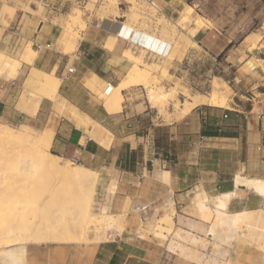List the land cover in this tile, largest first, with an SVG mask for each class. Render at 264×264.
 Wrapping results in <instances>:
<instances>
[{
	"label": "crops",
	"instance_id": "0c3cea01",
	"mask_svg": "<svg viewBox=\"0 0 264 264\" xmlns=\"http://www.w3.org/2000/svg\"><path fill=\"white\" fill-rule=\"evenodd\" d=\"M147 2L158 5V14L168 20H176L184 11L177 0ZM206 3L204 0V6L199 9L202 13L198 15L208 24L193 33L178 28L176 39L181 43L178 47L158 29L161 48L167 49V55L175 52L167 73L177 76L183 61L199 59L207 61L209 72L210 66H215L225 82H229L225 76L231 69L235 83L228 85L231 93L221 94V104L195 106L183 118L166 124L156 123L154 118L144 124V110L138 112L136 108L139 104H123L121 111L110 113L99 95L85 85L93 75L104 83L118 84L130 67V61L123 56L130 42L126 37L118 36L110 48L105 46L109 37L127 21V7L94 21L96 28L82 32L77 48L67 54L62 48L65 30L52 19L42 24L38 21V31L18 34L17 41L32 42L36 56L28 63L20 62L15 75H0V123L7 126L31 123L41 129L53 128L49 151L63 159L78 157L85 167L97 172L101 187L114 184L109 210L123 217V225L136 215L143 218L136 207L148 206L145 220L173 208L175 229L170 234L175 241L159 239L141 226L131 231L125 226L121 233L99 242L4 246L0 248V264H263L250 263L235 249L234 252L226 249L229 254L225 261L224 258L213 261L204 252L198 257L188 245L178 241L182 236L177 228L191 233L192 238L196 235L203 239L198 234L204 230L209 236L211 222L199 216L197 197L235 192L227 204L228 212L264 209V195L235 184V176L240 172L243 176L264 178V33L252 51L245 49L246 38L251 33L246 36L243 33L264 16V0H246V7L245 0H227L219 17L208 10ZM5 12L11 16L13 10L7 6L2 9L0 19L8 24L10 16L2 17ZM193 27L194 24L190 25V29ZM4 34L0 46L4 45L8 52L13 46ZM247 63L250 70H246ZM26 81L42 93H34L38 96L36 110L20 102ZM237 93L244 100L235 98ZM49 96L57 98L53 100ZM223 97H227L226 105H222ZM59 106H62L60 111ZM77 110L80 122L88 117L97 124L100 130L93 131L101 134L98 139L77 124L74 114ZM162 125L164 142L156 132ZM205 248L202 246L201 250Z\"/></svg>",
	"mask_w": 264,
	"mask_h": 264
},
{
	"label": "rangeland",
	"instance_id": "374dc122",
	"mask_svg": "<svg viewBox=\"0 0 264 264\" xmlns=\"http://www.w3.org/2000/svg\"><path fill=\"white\" fill-rule=\"evenodd\" d=\"M177 1L181 2V5L184 6V10L187 6H191L194 9L195 14L198 15V13L199 14L202 13L200 12L199 9L202 6H204V0H185V2L183 0H177ZM207 1L208 3L206 4L208 10L212 14H215L219 17L221 12L224 13L225 10L224 6H226L227 0H207ZM152 3L151 2L148 3L147 0H126V1L125 0H65L63 4L61 3V0H0V15L4 6H7L9 10L11 9L13 10V14L11 16L6 12L2 14V17H4V19H6L5 15L8 14L10 16L8 20V24L6 23V20L2 21L0 19V41L5 36L4 33H6L7 34L6 40H9V43H11L13 48H10L9 51L7 52V50L3 48L4 45H1L0 49L2 51L0 50V53L8 54L15 61L11 66L5 67L1 71L0 75L12 76L17 73L18 68L21 66L20 62H22L20 61L21 53L22 52L24 53L27 44L31 48H33V46L30 40L26 42L25 41L20 42L17 41L16 38L19 35L21 36L27 34L30 30L38 31L40 27L37 26L38 21H40V24H42V23H47L50 19H52L53 23L58 22L63 27L65 32L69 33V36L72 35L71 37H75L79 41L81 39L82 32L87 31L88 28H96L95 22L97 20H99L100 18L103 19V17L105 18V17L113 16V14H117L118 8L126 9L125 7H127V11L125 10L127 12L126 13L127 21L124 22L125 24H123L122 27H119L124 30V36L130 41L128 46L125 47L133 55L141 56L143 62L141 67H148V65L151 64L157 65V67H159L160 69L159 71L152 72L151 75L152 84L150 83L151 86L149 85L148 88L158 89L159 91L160 90L167 91L168 95L166 96L167 98L165 97L166 99H163L160 102H158V105L162 106L161 107L162 109L158 110V108H154L153 104L149 102V99H147L148 88L146 87L144 88L141 85L128 86L125 89L121 90L123 94L121 109L123 104H129V105L139 104L138 106H136V108L138 112L144 110L142 113L144 124H146L150 120V118H154L155 119L154 121L156 123L166 124L173 120H177L178 118L177 113H179L180 109L183 108L185 104L191 99V96L197 94H204L207 96L212 95L213 99L210 100L208 104L210 103L221 104L219 101L221 94L227 96L228 92L231 93L232 91L231 90L229 91L228 85H233L235 83L231 69L227 70V74L225 76L226 77L225 80H228L229 82H225L224 79L220 77V72L217 69H215V66L214 67L210 66L212 70H210L209 72L208 70L209 66L207 64V61H202L197 59L191 61L190 63H186L183 61L181 63L180 68L176 71L177 76L168 75L167 72L169 68H172V58L174 57L175 52H171L169 55H167L166 52L163 54V53H157V51H155L158 47H159L158 50H162L161 43L158 42L157 40L158 39L157 35L159 34L158 29L160 28V32L162 36H164L167 40H169L170 42L175 44L176 47H178V45L181 44L176 39L178 28L181 29L183 28L184 30L188 29L189 32H191L192 29H190L189 27L190 25H192V22L189 23L183 22V20L181 19L183 12L179 14V17L176 20H172V19L168 20L158 14L159 6L156 5L155 3L153 4ZM244 5L245 7L247 6L246 0ZM244 19L246 20V17ZM263 19L264 16H261L259 18V23L258 20H256L257 21L256 24L249 25L244 29L243 31L244 36L251 33V36H249V38L248 37L246 38L245 49L252 51L257 47L258 42L261 39L260 35L261 33H264V23H262ZM206 23L208 24V21ZM194 28H195L194 31H196L198 28L201 27L194 25ZM235 43L237 45L238 42ZM71 52L72 51H70L69 53ZM157 54L158 56H156ZM259 62L261 64V61ZM249 65L250 63L249 64L247 63V67H249ZM131 66H132V62L130 61V67L128 68L126 73L129 72ZM216 67L218 68L217 65ZM25 69L26 68L23 69V73H22L23 75L25 74ZM186 69H188V72L186 71ZM246 70H250V67L247 68ZM153 86L156 87L154 88ZM24 88L25 90L21 93L20 102L22 104H30L31 106H33L34 110H36L37 105L35 104L34 101L29 99L30 98L29 95L34 93L37 94H42V93H40L37 90L36 86L29 84L28 81L25 82ZM247 94H251V93L249 92ZM99 97L101 102L103 103L104 97L103 96H99ZM238 97L244 100L243 96H240L237 93L235 98ZM49 98L56 100L57 97L49 96ZM223 98L225 99V101L223 102L222 105H226L227 97L226 98L223 97ZM145 106H147L146 109ZM61 108L62 106H59L57 110L60 111ZM121 109L119 111H121ZM179 119H181V117H179ZM8 126L10 128L11 127L14 129L16 128L19 131H23L25 133L34 136L40 135L42 130L41 127H36L31 123H20L16 125H8ZM156 132L159 134L160 138H162V141L164 142L165 126L164 125L159 126ZM6 149L9 150L10 148H3L2 150L0 149V173H1V177L3 176V174L4 176H7L6 177L7 180L9 179L8 186L12 188L11 190L9 189L10 191L4 192L2 191L3 184L0 183V207H1L0 219H3L2 217H5L7 219L6 222L10 224L14 219L13 217L14 213L12 211L10 212V210L9 211L6 210L9 209V207L6 205H10L12 208H15L16 206L23 204V202H21L22 204L18 203L19 200H23L24 198L28 200V197L31 200L30 202L33 203L42 195L43 192H44L43 194L48 196L49 198L46 206L47 210L45 208L44 211L48 212V209L52 208L54 210L53 213L54 215L57 214L63 216L65 219H70L71 216L74 214L72 208L74 205V200L78 197L79 194L77 192V187L73 185L74 183L67 182L65 183V185L64 184L58 185L59 182H57V178L59 177L53 174L48 175V173L42 174L41 176L42 181L38 179V182L35 175L33 174L32 175L27 174L26 176L18 175L19 171L16 172V170L17 169L19 170L24 165L25 160L23 162V159L25 158L24 154H26V152H24V150L22 149L18 151L15 150L12 152V150L10 149L11 152L7 150L6 153H4ZM64 160L65 159L61 158V161ZM30 177H31V181H30ZM48 180L49 182L46 183L45 181ZM100 180L101 179L98 178V174L96 172L95 180H94V187L96 191L90 205L92 217L94 220H96V222L92 223L94 226L86 229L88 236L90 235L89 237L93 238L89 240V243H92V241L94 242L93 229L96 226V224L98 225L97 222L100 214L102 215L104 213L106 214L112 213L109 210V205H110L111 194L114 192V184H110L107 187L103 185V187H101L102 185ZM13 183L14 185H12ZM50 183L54 185L52 186ZM44 187L46 188L48 187L47 190ZM21 188L25 190L24 193ZM13 189L16 191V193H13L15 192ZM26 193L28 195H26ZM199 199L200 198L197 197V200ZM7 201L10 204H8ZM3 205H5L6 207H2ZM2 208H5V210ZM41 214H40L41 217H39V219L42 218L40 220L41 226L44 224L45 227L46 225L45 223L50 222V219L46 220L45 215L43 217V215ZM168 214H173V215L170 216ZM174 214L175 211L173 208L166 210L162 214L158 216H154L152 218L154 219V221L151 224L148 223L152 219L142 220V218L139 215H136L134 218L138 217L141 220V222H138V225L141 226L145 232H146L145 229H149L152 226V224L157 222V225H159L160 227V228L158 227L157 229V235L158 234L159 236L161 235L160 237L162 238V240L170 239V243H171V241H175V239H172V237H174L173 234H170L171 231H174L175 229V223H173ZM260 214L261 217H264V212L261 211ZM113 215L115 216L117 215L116 217H120L122 219V224H123L124 220L121 215L120 216L119 214H113ZM257 215H259V213L255 215V218L257 217ZM167 216L168 217L170 216L171 218L170 223L166 221L168 220ZM28 217L29 216H27V218ZM134 218L132 221H129L127 225H124V228L125 226L128 227V225H132L136 223ZM23 219L26 220L25 216ZM155 219H157V221ZM253 222L255 223V221ZM170 225L171 228H168L170 227ZM9 226L7 225V227ZM41 226L39 227L41 228ZM208 226L209 223L206 224L205 229H207ZM177 230L182 236L178 241L183 245H188L191 252H193L198 257H201V253L204 252L205 255L206 256L208 255L210 258H212L213 261L215 260L219 262L223 258L225 261L226 257H228L229 251L234 252L235 249V252H237L242 256H245V259L250 263H257V261H259L260 263L264 264V252H263L264 246L262 247L259 244L255 243L253 241V236L251 238L248 232L243 227L237 229L236 227H231V226L230 227L216 226V236L215 237L207 236L205 233L206 230H204L203 233L198 234L202 236L203 239H198L197 237L192 238L191 233H186L179 228H177ZM243 231H245L248 235L243 233ZM104 232L106 234L103 240L111 238V236L109 235H111L110 233H112V231L111 232L104 231ZM154 236L157 237L156 235ZM64 243H71V242H64ZM202 246H205L206 248L204 250H201ZM226 249H228L229 251L227 252ZM195 260L198 261L196 258Z\"/></svg>",
	"mask_w": 264,
	"mask_h": 264
},
{
	"label": "bare ground",
	"instance_id": "6f19581e",
	"mask_svg": "<svg viewBox=\"0 0 264 264\" xmlns=\"http://www.w3.org/2000/svg\"><path fill=\"white\" fill-rule=\"evenodd\" d=\"M181 19L183 20L184 23L192 22V24L199 27H204L207 25L206 23L207 21L201 16L195 14L194 9L191 6H187L185 8V10L182 13ZM194 30L195 28L193 27L191 32L193 33ZM71 36H69L68 32H65L63 34L62 48H63V52H65L64 54H67L68 52L75 50L78 46V39ZM118 36L125 37L124 30L122 28H118L116 34L111 35L109 37L110 39L107 41L106 44L108 46L106 47L110 48L111 42ZM34 55H35L34 49H32L27 44L25 47V51L20 59L22 62L25 61L30 62ZM123 56L132 62V66L129 72L126 73L125 76H123L124 78L122 79V81L120 80V82L117 85L104 83L96 75H93L92 77L88 78L85 82V85L90 89L91 92H93L96 95L104 97V101H103L104 107L110 113L119 111L121 109V103L123 101V94L121 92L122 89H125L126 87L133 85L135 86L141 85L144 88L145 87L148 88L150 83L152 84V78H151L152 72H156L160 70L159 67H157V65H152V64L148 65V67H141V65L143 64L141 56L133 55L128 49L124 51ZM14 62H15L14 59L8 54L0 53V74L5 67L11 66ZM147 91H148L147 99H149V102L153 104V107L158 108V110L162 109L161 108L162 106L161 105L159 106L158 102H160L163 99H166L168 92L163 90L159 91L158 89H151V88H148ZM29 96H30L29 98L30 100L35 101V103L38 104L37 95L31 94ZM212 99H213L212 95L207 96L204 94H197L191 96V99L185 104L183 108L180 109L179 113H177L178 115L177 120L179 119V117L182 118L183 116L188 114L195 106H199L201 104H208L209 101ZM74 114L76 117L77 124H80L83 130L89 132V134H91V136L95 139H98L99 138L98 136H101L100 133L93 131V129L98 128L96 126L97 124L95 125L94 121L86 117V121L80 122L81 117L79 110L75 111ZM90 124L92 125V128L91 127L89 128L88 125ZM53 134H54V129L51 127L43 128L40 135L34 136L25 133L23 131H19L16 128L15 129L12 127L10 128L5 124L0 123V149L2 150L3 148H10L12 152L15 150L18 151L22 149L24 150V152H26V154H24L25 158L23 159V162L25 160L24 165L21 168L19 167L20 168L19 170L18 169L16 170V172L19 171L18 175L26 176L27 174L28 175L33 174L35 175L38 182V179L42 181L41 179L42 174L48 173V175L53 174L59 177L57 178V182H59L58 185H63V184L65 185V183L67 182L74 183L73 185L77 187V192L79 193V194L77 193L78 199L76 198L77 200L76 199L74 200V205L72 207L74 214L71 216L70 219H65L61 215H57V214L54 215L53 214L54 210L52 208L48 209V212L44 211L49 200L48 196L43 194L44 192L33 203L30 202L31 200L28 197V200L25 198L23 200H19L20 202L18 201V203L22 204L21 202H23V204L16 206L15 208H12L10 205H6L9 207V209L6 210L8 211L10 210V212L12 211L14 213L13 215L14 219L10 223L11 225L6 222L7 219L5 217H2L3 219H0V248L16 243L45 244L48 242L50 243L78 242L81 244H86L92 238L89 237L90 235L88 236L86 229L94 226L92 223L96 222V220H94L92 217V212L90 209V205L96 191L94 187L96 172L91 168L73 164L70 162L69 159H65L64 161H61L60 157L51 153L49 151V147L51 144ZM10 149L9 150L6 149L4 153H6L7 150L10 151ZM3 176L1 177V173H0V183L3 184L2 191L4 192L10 191L12 187L8 186L9 179L7 180L6 178L7 176L4 177ZM30 181H31V177H30ZM45 182L48 183L49 180ZM50 184L52 185V183ZM235 184L236 185L242 184L248 187L249 189L252 188L258 194L264 195V178L247 177V176H243L240 172L237 173L235 176ZM12 185H14V183ZM24 191L25 190H23V193ZM13 193H16V191ZM27 193L26 195L29 194ZM234 195L235 192L225 193V194L223 193V194L215 195L213 197H207V198L202 197L196 201V208L198 210L199 216L202 219L209 220L211 222V227L209 229V236L211 237L216 236V226H221V227L231 226V227H236L237 229L243 227L248 232L251 238L253 236V241L263 247L264 217H261L260 213L261 211L264 212V209L251 210V211L242 210L239 212L230 213L227 211V204L230 198ZM6 206L3 205L2 207H6ZM2 209L5 210V208ZM38 213L40 214L42 213L41 215H43V217L45 215L46 220L50 219V222L46 221L48 225L47 223H45L46 224L45 227L44 224L41 226L40 220L42 218L39 219V217L41 216ZM258 213L259 215H257V217L255 218V215ZM23 215L25 216L26 220L23 219L24 218ZM26 215L29 216L28 217L29 219L27 218ZM168 215L171 216L173 214H168ZM116 216L113 215L112 213H108V214L104 213L102 215L100 214L97 222L98 225L96 224V226L93 229L94 242H99L103 240L106 234L104 231L107 232L112 231V233H110L111 235L107 233L109 236L112 237L117 232L121 233L122 228H124V225L122 224V219ZM170 216L169 217L167 216L168 220L166 221L168 223H170L171 220ZM134 220L136 221V223L132 225H128L129 231L133 230L135 226H139L138 222H141V220L138 217L134 218ZM253 221H255V223ZM7 225L10 226L7 227ZM39 226H41V228ZM158 227L159 225H157L156 222L152 224V226L149 229H145V230L150 234L156 235L159 239H162L160 237L161 235L160 236L159 234L157 235ZM168 228H171V225ZM141 229L143 228L141 227ZM243 233L248 235L245 231H243ZM193 236L197 237L196 235ZM169 248L174 249L173 246H170Z\"/></svg>",
	"mask_w": 264,
	"mask_h": 264
},
{
	"label": "built area",
	"instance_id": "2783aa9c",
	"mask_svg": "<svg viewBox=\"0 0 264 264\" xmlns=\"http://www.w3.org/2000/svg\"><path fill=\"white\" fill-rule=\"evenodd\" d=\"M152 3V2H151ZM153 4V3H152ZM37 48H40V45H37L36 46ZM159 48V47H158ZM158 48L155 50L157 51V53H167V49H164L162 48V50H158ZM186 71L188 72V69H186ZM111 84V83H110ZM113 85V84H112ZM223 117L226 118L227 117V114H223ZM128 126H131V124H128ZM70 162L73 163V164H76V165H81V166H84V163L76 156H71L69 158ZM148 209V206L147 205H144V206H140V207H136V210L137 211H140L142 214H143V220H145V217L147 215V210Z\"/></svg>",
	"mask_w": 264,
	"mask_h": 264
}]
</instances>
